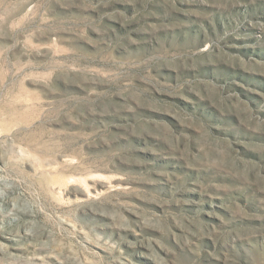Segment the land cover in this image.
I'll use <instances>...</instances> for the list:
<instances>
[{
	"label": "rangeland",
	"instance_id": "rangeland-1",
	"mask_svg": "<svg viewBox=\"0 0 264 264\" xmlns=\"http://www.w3.org/2000/svg\"><path fill=\"white\" fill-rule=\"evenodd\" d=\"M0 264H264V0H0Z\"/></svg>",
	"mask_w": 264,
	"mask_h": 264
}]
</instances>
